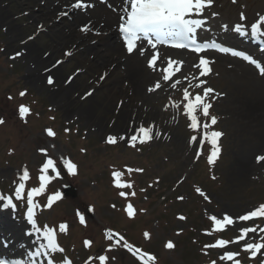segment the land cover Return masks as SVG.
Returning a JSON list of instances; mask_svg holds the SVG:
<instances>
[{
	"label": "rangeland",
	"instance_id": "1",
	"mask_svg": "<svg viewBox=\"0 0 264 264\" xmlns=\"http://www.w3.org/2000/svg\"><path fill=\"white\" fill-rule=\"evenodd\" d=\"M214 1L215 6L202 15L209 22L215 19L229 25L242 23L246 18L249 24L264 17V0ZM37 2L42 8L47 6L46 0ZM1 5L11 16V27L20 29V43L22 38H26L43 47L41 54L44 57L51 55L41 71L62 61L60 80L57 81L55 73H52L56 83L48 90L37 88L27 81V71L33 65L31 59L17 57L18 48L7 47L8 26L0 23V120H3L0 123V174L3 173L0 175V196L5 200L12 198L15 204L12 207L18 214H14L16 220L26 221L25 231L46 245L43 233L47 228L53 229L57 243L64 251L45 247L40 250L42 264H48V259L64 264L67 257L73 264H97L101 256L107 258L103 264H148L141 256L129 257L125 248L128 237L144 245V251L139 252L146 253L160 264H213V261L215 264H236L237 261L239 264H264V248L255 250V255L254 250L246 248V243H264V231H261L264 229V216L248 221L238 219L264 204V167L258 174L235 175L234 165L245 156L252 160L254 154L264 150V140L258 135L261 126L251 114L247 118L245 113L241 116L234 114L233 109L237 110L240 100L225 104L231 92L240 91L251 100H263L264 75L258 76L253 69L259 81L245 86L227 71L229 69L218 66V63L211 61L204 69L195 60L191 71L181 74L180 80L173 79L164 84L156 96L146 101L135 95L130 81L122 77L127 68L123 65L126 63L124 55L120 57L123 64L116 76L113 75L115 63H110L107 69L91 68L90 63L96 54L83 50L88 44L95 45L93 40L96 38L99 42L108 35L103 28L87 33L82 30L83 26L91 27L85 19L74 26L79 33L76 37L66 44H52L56 35L62 32L69 34V24L73 21L67 9L58 8L54 19L44 20L33 17L38 14L34 1L0 0ZM52 21L56 24L52 25ZM204 32L200 35L206 39ZM48 45L56 49L51 50ZM96 45L98 47L99 44ZM99 48L102 47L99 45ZM83 55L86 59L82 58ZM141 59L143 66L148 68L146 57ZM46 75L42 76L44 84ZM74 79L81 81L83 86L72 92L71 101L76 102L78 108L68 113L66 107L48 93L58 88V82L68 83ZM111 80H118L127 94L109 100L110 109L105 119L107 127L100 131L92 121L84 119L78 109H86L104 99L106 86ZM143 86L145 93L146 90L149 92L148 82ZM207 88L213 92L205 96ZM185 90L189 93L187 98ZM196 95H200L202 100L192 113L197 116V127L192 128L185 106L190 101L196 104ZM204 104L210 105L207 116L203 112ZM21 105L29 110L24 115L19 112ZM154 109L160 113L156 119H151ZM122 111L128 114L125 127L113 130ZM213 116L217 118L214 125L211 123ZM205 124H208L207 129ZM126 126L129 127L127 131ZM141 126L151 130V139L138 131ZM48 129L55 135H49ZM212 131L222 133L216 139L215 147L211 144ZM205 132L209 133L207 139ZM132 135H137L136 141H131ZM109 136L115 137V142H109ZM202 147L203 152L200 153ZM213 151H216V156L210 162ZM48 158L55 161V167L44 170L43 165ZM68 161L76 166L72 171L67 168ZM25 170L27 178L23 177ZM117 172L119 176L114 175ZM208 174H214L213 181L209 180ZM129 175L137 183L134 185L136 191L139 185L145 188L140 198L128 201L132 213L138 207L134 221H125L115 208L118 200L114 192L119 190L117 186L125 176H128L125 190L128 195L133 193ZM41 176L47 179L41 180ZM46 181L48 186L40 189ZM20 183L24 188L19 189ZM28 183L37 187L33 188L37 191L27 190ZM68 185L75 188L76 197L64 194ZM32 208L30 219L28 212ZM225 215L233 218V224L224 222ZM213 216L222 223L217 225L211 219ZM62 224L67 226L63 232L59 230ZM244 227L256 231L244 235ZM221 239L228 241L223 248L215 246ZM199 240H204V243ZM85 241L91 243L86 244ZM169 242L173 244L171 249L167 247ZM227 251L235 254L233 259L221 260ZM31 254L32 251L27 249L19 256L24 258Z\"/></svg>",
	"mask_w": 264,
	"mask_h": 264
},
{
	"label": "bare ground",
	"instance_id": "2",
	"mask_svg": "<svg viewBox=\"0 0 264 264\" xmlns=\"http://www.w3.org/2000/svg\"><path fill=\"white\" fill-rule=\"evenodd\" d=\"M29 1L35 2L34 8L36 9V11H38V14H34L33 17H36V19L44 18V20H52V18L54 19L57 16L56 10L58 8H72L70 0H46L47 6H45L44 8H42L41 5L38 4V2L36 3V0ZM84 1L90 2V4L92 3L94 5L93 8L89 7L87 3V7L85 8L88 9L86 11L84 10V8L81 10V8L74 7L71 13L73 16V23L69 24V34L64 35L62 34V32L56 36L54 35L55 39L54 41L52 39V44L53 42L54 44L57 43V45L59 43L66 44L71 39L76 37L78 32L76 33L74 26H76L77 23L83 22L86 19L88 20V22H91V29H87V33H92L93 30H96L101 27L108 34L99 42L97 41V38L93 40V43L95 45L88 44L87 46H85L83 52H93L96 54L95 59L90 63L91 68L93 70L99 68L107 69V66L110 63H115L116 67L113 75L116 76L118 68L123 64L121 62L122 59H120V57H123L124 55L126 57V63L124 62L123 65H125L127 68L126 71L123 73L124 75L122 77H126V79L130 81L134 94L138 95L139 98L144 99L146 101L156 96V94L164 88L163 81L161 78L163 72L161 70H158L157 68H154L153 70L149 67H144L141 62L143 54L141 52H135L132 55L128 54L125 51L124 46L120 42L121 40L116 30V22L120 18V13L122 11V5L124 4V0H108L105 5L101 3H96L95 0ZM74 2L76 1L74 0ZM10 17L11 16L5 10L2 9L1 5L0 23L8 26L7 33L9 37L7 47L11 49L15 46L16 48H18L16 52L20 53V55H17V53H15L17 57L25 56V59H31L33 65L29 67L27 71V81L41 90H48V87L56 83L57 79V81L60 80L61 74L63 73L62 66L59 65L55 68L51 66L50 68L41 71L42 66L46 65V63L50 61L51 55L48 57H44L41 54V50L43 47H40L39 44H33L30 41H27L26 38L21 37L23 41L20 43V29L16 26L11 27L12 22L10 21ZM51 24L55 25L56 23H53L52 21ZM57 27L60 26H56V28ZM234 28L235 27L232 24L223 26L218 21H214V23H212L210 27L211 30L217 31V34H219L220 38L224 41H230L233 38L234 35L232 33ZM101 41H103L104 44L101 45ZM96 43L99 44L102 48H99V45L97 47ZM152 44L153 43L150 42H142L140 45V49L145 48L146 54L152 57H157L159 62L158 64L170 65L169 61H171V63L181 64L182 67L184 66L183 73L192 70L190 69L192 65L191 61L194 58V55L192 53H189L184 50L170 49L168 47L160 46L158 44H155V47H153ZM21 47H23V49H20ZM48 47L51 50L56 49V47H53V45H48ZM209 54L212 60H214V63H218V66L225 67V69H229L227 71L232 72L230 74L237 81H239V83L248 86L251 82L257 83L259 81L258 78L254 76L252 67L244 63L242 60L217 52H211ZM114 55H117L116 58H114ZM82 58L86 59L84 55L82 56ZM161 69L163 70L164 67H161ZM238 71L240 72L239 74L236 73ZM52 73H55L57 79H53ZM45 74L47 75L45 76L44 84L42 76H44ZM49 77H51L53 80V83L51 84L48 82ZM145 82H148L149 85V92L148 90H146V93L144 91L143 86V83ZM157 82H159L160 84L159 88L156 87ZM57 84L59 85L58 88L53 92L49 91L48 94L53 100L59 102L61 106H63L64 108L66 107V112L71 113L74 108H78V105H76V102L71 101L72 99L70 96H72L71 94L75 89L82 87L83 83L79 80L74 79L69 83L58 82ZM150 89L152 90L150 91ZM261 93L264 94L263 91ZM126 94L127 90L121 87L118 80H111L110 83L106 86V97L104 99L98 100V103L94 102L90 107L86 109L79 107L78 112L84 119L92 121L96 126L99 127V130L102 131L107 127L105 119L107 118L110 109L108 106L109 100L113 99L117 95H120L122 97ZM229 95L230 98L225 102V104H232V100H240V102L236 105L237 110L233 109L234 114H238L239 116H241L245 113L246 118L247 115L250 114L251 116H255L256 120L260 122L261 126V130L258 131V135L261 140H264V99H261V101H258L256 99L251 100L247 97L246 94H243L241 91L231 92V94ZM66 100L68 103H65ZM126 112H120L119 117L116 121V127L113 126V130L122 129L123 127H125L124 125L126 124L125 122L127 121L126 119L128 117V114H126ZM159 113V110H152L151 119H156L159 116ZM128 129L129 127L126 126V131ZM263 147L264 146H262V148ZM258 157H264V150L260 154H254L252 160H249L247 156H245V158L240 161L237 159V163L234 164L236 165L235 175L238 173L247 175L249 172L257 173L258 171H261V169L264 167V159H258ZM0 175H3V173L1 172ZM26 224V221L18 222L14 217L12 209L6 204L3 199H0V238L3 237L4 239H11V241L6 240L8 241L7 245H3L2 243H0V260H3V258H7L9 256H11L12 258H16L24 250H34V246L38 250H42L46 247L45 242L36 239L33 234H28L25 232ZM29 262L31 261H24L25 264H29Z\"/></svg>",
	"mask_w": 264,
	"mask_h": 264
},
{
	"label": "snow or ice",
	"instance_id": "3",
	"mask_svg": "<svg viewBox=\"0 0 264 264\" xmlns=\"http://www.w3.org/2000/svg\"><path fill=\"white\" fill-rule=\"evenodd\" d=\"M212 0H128L129 10H127V16L126 18H123V22L120 25V30L124 34V40L127 45V51L129 53H132L134 50V47L136 46L137 41L142 40L145 37H149V42L152 43L153 39H158L160 35H167V36H186L188 39H190L194 44L196 43V32L197 29L202 27L203 21L199 19H189L186 18L190 13L202 12L205 5H211ZM75 8H81V7H87L86 4L82 3V0H77V2L74 5ZM66 15V14H65ZM243 18V16H242ZM261 24H264V17H260L259 21L257 23H253L251 25V31L255 35H259L261 32ZM244 28V25L238 24L236 26L237 31H241ZM84 31H87V27L82 29ZM151 33H156L157 36L155 38L150 37ZM153 47H155V43L152 44ZM180 47H183L184 45H179ZM196 51H202L201 47H197L195 49ZM224 51H229L230 49H222ZM143 54V50H141ZM235 55L238 56H244L246 59L250 60L253 64H257L258 61L254 60L251 56H247L244 52H235ZM17 55H20V53H17ZM150 65H154L156 63V57L153 56L152 59L149 61ZM208 60L207 59H200V66H203L204 69L208 68ZM169 64H171V61H169ZM167 71V69H165ZM179 71V69H177ZM261 73H264V66L260 67ZM169 75H163V80L168 81ZM48 82L51 84L53 83V80L51 77H49ZM156 87L159 88L160 84L159 82L156 83ZM175 87V85H173ZM152 89H150L151 91ZM213 90L210 88H207L204 90V95L208 96L210 93H212ZM90 94V93H89ZM21 95H24V93H21ZM189 93L187 90L184 92L185 98H187ZM202 100V97L200 95L195 96L196 104H193L191 101L186 104V111L190 115V118L192 120L191 127L196 128L197 127V116L192 114L194 111V108L200 104ZM210 105L204 104L203 105V112L204 115H208ZM27 111H29L25 106L21 105L19 112L21 115H24ZM217 122V118L215 116L211 117V123L214 125ZM0 123H3V120H0ZM205 129L208 128V124L204 125ZM49 135H55V133L52 132L51 129H48ZM138 131L140 133L144 134V137L151 139L150 136V129H145L143 126H141ZM205 138L207 139L209 137V133L205 132ZM222 136V133L219 131H212L210 133L211 137V144L215 147L216 146V139L218 137ZM131 141L137 140V135H132L130 137ZM194 141L196 140L195 137L192 138ZM109 142H115V137L109 136L108 137ZM218 150V149H217ZM216 156V151H213L211 156L209 157V161L212 162L213 157ZM258 159H264V157H258ZM55 167V161L52 158H48L47 162L44 163L43 169L48 170L49 168ZM76 166L72 164L70 161L67 162V168L69 171H72ZM114 175L119 176L120 173H114ZM23 177H28V172L25 170L23 173ZM41 180H46L47 177L41 176ZM43 185H41V188ZM24 188V184L20 183L19 189ZM19 189H17V195H19ZM33 192L37 191L36 189H32ZM199 191V189H197ZM123 194V193H122ZM0 199H4L3 196H0ZM8 204H12V198H7ZM128 214L132 215V206L128 205ZM29 218L31 219L33 216V213L31 210L28 212ZM257 216H264V204H261L255 211H249L246 215H240L238 217L241 221H248L253 217ZM181 219H183L181 217ZM213 221L217 225H220L222 223L221 220H218L215 216L211 217ZM81 220L83 221V217H81ZM224 222H227V224H233V218L231 216L225 215ZM35 223V221H33ZM67 228L66 225H60L59 230L61 232L65 231ZM255 232L256 229H249L247 227L242 228V232L244 235H247L249 232ZM261 231H264V229H261ZM45 239L47 240L46 247L48 249H51L52 251H59L63 252L64 250L59 247L55 233L52 228H47L43 233ZM147 235V233H146ZM243 238V237H241ZM122 239V238H121ZM86 244H90L91 241H85ZM228 241L226 240H218L216 242L215 246L223 248L224 245H226ZM168 248H172L173 244L169 242L167 244ZM246 248L253 251V255H255V250H259L260 248H264V243H246ZM235 254L231 251H227L224 253V255L221 257V260L227 259L228 261H231L233 259V256ZM145 256H147L146 253L141 254V258L143 259ZM101 261L106 260L107 258L104 256L99 257ZM152 257H148V260H152ZM0 264H5V261L0 260ZM66 264H71L70 261H67ZM213 264L215 262L213 261ZM236 264H239V261L236 262Z\"/></svg>",
	"mask_w": 264,
	"mask_h": 264
},
{
	"label": "water",
	"instance_id": "4",
	"mask_svg": "<svg viewBox=\"0 0 264 264\" xmlns=\"http://www.w3.org/2000/svg\"><path fill=\"white\" fill-rule=\"evenodd\" d=\"M71 195H74V192L73 191H71Z\"/></svg>",
	"mask_w": 264,
	"mask_h": 264
}]
</instances>
